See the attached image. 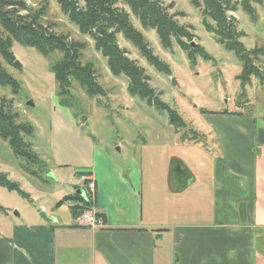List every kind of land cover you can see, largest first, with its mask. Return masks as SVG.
<instances>
[{
    "label": "crops",
    "instance_id": "crops-1",
    "mask_svg": "<svg viewBox=\"0 0 264 264\" xmlns=\"http://www.w3.org/2000/svg\"><path fill=\"white\" fill-rule=\"evenodd\" d=\"M204 114L203 143L182 141L169 123L174 137L124 163L101 149L84 173L102 227H86L78 202L65 201L85 192L80 173L56 167L55 206L2 226L0 264H264V128Z\"/></svg>",
    "mask_w": 264,
    "mask_h": 264
},
{
    "label": "rangeland",
    "instance_id": "rangeland-1",
    "mask_svg": "<svg viewBox=\"0 0 264 264\" xmlns=\"http://www.w3.org/2000/svg\"><path fill=\"white\" fill-rule=\"evenodd\" d=\"M25 1L27 6L34 9L47 4L44 23L52 24L57 33L69 35L71 39L86 45L83 61L94 64L98 82L108 90V95L90 97L84 88L73 82L70 96H60L59 85L52 71L54 64L62 58L58 52L46 57L34 48L14 42L12 52L19 65H9L0 55V62L7 73L20 84L18 94H14L9 87L0 86V97L12 103L19 121L34 126V136L24 139L40 159L32 164L23 161L25 172L20 166L22 161L14 155L9 143L0 138V172L6 173L32 199L37 197L33 203L16 191L0 187V229H5L2 226L15 220V212L25 218L41 205L48 208L55 206L54 193L60 187L54 174L56 167L62 168L61 173L65 178H70L73 174L89 171L88 165L97 158L101 149L124 163L125 157H131L135 150L157 146L155 143L158 144L162 140L160 137L167 133L174 137L167 112L130 95L129 79L125 75L115 76L111 73L107 58L96 50L94 41L88 35L81 34L78 27L62 13L57 0ZM76 1L84 5L83 0ZM161 1L166 7L172 5L168 11L176 15L175 19L180 25L194 29L196 38L193 42L202 46L212 57L205 60L197 55L196 65H192L177 42H173L171 50L163 48L157 32L143 29L139 20L131 14L135 27L142 31L154 55L169 65L172 75L168 76L150 65L123 35L118 36L119 44L131 59L145 69L151 87L161 93V100L175 109L189 127L200 134L209 128L203 111L220 116L225 112H229L225 115H247L256 128H264V83L252 76L249 83L242 84L238 79L243 69L241 61L234 52L220 45L214 34L206 31L201 11L191 4V0ZM254 6L258 15L256 23L240 7L231 13L238 21L239 31L244 33L241 41L249 50L264 48V6ZM122 7L128 10L126 6ZM257 65L264 71V57L259 59ZM64 98L70 101V106L62 103ZM29 102H32V106L28 105ZM79 177L77 174L78 185H81ZM65 188L68 190L70 186ZM76 202L79 211L84 209L80 201Z\"/></svg>",
    "mask_w": 264,
    "mask_h": 264
},
{
    "label": "trees",
    "instance_id": "trees-1",
    "mask_svg": "<svg viewBox=\"0 0 264 264\" xmlns=\"http://www.w3.org/2000/svg\"><path fill=\"white\" fill-rule=\"evenodd\" d=\"M57 2L69 21L78 27L81 34L88 35L94 41L96 50L107 58L111 73L115 76L125 75L129 79L128 91L131 96L139 97L150 106L167 112L169 123L177 133H182V141H205L204 135L190 128L175 109L161 100V93L151 87L150 77L145 69L129 57L118 41V36L123 35L150 65L168 76L172 75L169 65L154 55L142 31L133 24V15L143 29H153L157 32L163 48L171 50L173 42H177L187 53L192 65H196L197 55L211 60L212 57L202 46H190L196 38L194 29L178 23L176 15L168 11L172 5L166 7L161 0H83V6L76 0ZM191 4L201 11L206 31L214 34L217 42L226 50L234 52L241 61L243 69L238 79L242 84L249 83L252 76L264 83V71L257 65L259 59L264 57V48L249 50L245 47L241 41L244 33L239 31L238 21L231 14L240 7L249 15L251 21L256 23L258 15L254 5L264 6V0H191ZM123 5L130 12L123 8ZM47 10V4L40 9H34L27 6L25 0H0V55L3 60L15 66V56L12 52L14 42L34 48L46 57L58 52L62 58L54 64L52 71L59 85L60 96H70L73 82H77L88 96L106 97L108 90L98 82L94 64L83 61L86 45L71 39L69 35L57 33L52 24H45L43 18ZM0 86L11 88L14 94H18L20 90L19 82L7 73L1 62ZM62 103L67 107L71 104L68 99L62 100ZM12 108L11 102L0 97V138L9 143L14 155L22 161L20 166L25 171L23 161L32 164L40 160L24 139L27 136L33 137L35 128L29 122L19 121V115L13 112ZM0 187L16 191L24 199L31 201L29 194L23 191L19 184L11 181L6 173L0 172ZM69 200L80 201L84 205L88 203L86 198L77 194L65 198V201ZM74 211L75 215L81 214L77 207ZM99 216L101 217L100 214Z\"/></svg>",
    "mask_w": 264,
    "mask_h": 264
},
{
    "label": "built area",
    "instance_id": "built-area-1",
    "mask_svg": "<svg viewBox=\"0 0 264 264\" xmlns=\"http://www.w3.org/2000/svg\"><path fill=\"white\" fill-rule=\"evenodd\" d=\"M84 182V190L86 192V205L82 204L80 222L88 228H98L104 226V221L99 213L93 207L96 198V182L92 179H87L85 176H81Z\"/></svg>",
    "mask_w": 264,
    "mask_h": 264
},
{
    "label": "water",
    "instance_id": "water-1",
    "mask_svg": "<svg viewBox=\"0 0 264 264\" xmlns=\"http://www.w3.org/2000/svg\"><path fill=\"white\" fill-rule=\"evenodd\" d=\"M190 46H191L192 48H194V47L197 46V44H196L195 42H191V43H190ZM14 64H15L16 66L19 65V61H18V60H15V61H14ZM28 105H29V106H32V102H29ZM78 193H79L81 196H83V197L85 198V192H84V191L81 190V191H79ZM15 215H16V216H19V213H18V212H15ZM42 216L45 218V214H42Z\"/></svg>",
    "mask_w": 264,
    "mask_h": 264
}]
</instances>
